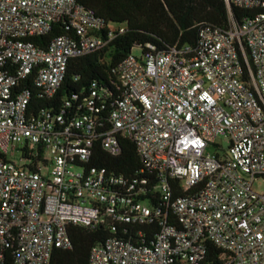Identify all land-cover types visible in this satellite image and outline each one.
Segmentation results:
<instances>
[{
    "label": "built area",
    "instance_id": "built-area-1",
    "mask_svg": "<svg viewBox=\"0 0 264 264\" xmlns=\"http://www.w3.org/2000/svg\"><path fill=\"white\" fill-rule=\"evenodd\" d=\"M225 2L226 27L201 25L193 46L131 52L116 97L94 81L77 108L56 111L35 109L33 91L54 95L69 61L123 26L105 29L78 0H0V263L50 264L53 248L72 247L70 225L107 223L136 237L95 244L88 264H205L209 243L222 264H264V190L253 188L264 180V0ZM232 5L251 15L238 22ZM59 21L71 32L31 39ZM123 138L145 177L91 163L95 143L117 156ZM152 223L147 241L140 225Z\"/></svg>",
    "mask_w": 264,
    "mask_h": 264
},
{
    "label": "trees",
    "instance_id": "trees-1",
    "mask_svg": "<svg viewBox=\"0 0 264 264\" xmlns=\"http://www.w3.org/2000/svg\"><path fill=\"white\" fill-rule=\"evenodd\" d=\"M78 1L104 20L105 29L119 25L123 26V30H115L112 39L102 48L72 58L69 61L65 78L54 95L43 97L39 96V91L34 90L32 106L35 109L52 108L57 111L68 100L72 107L77 108L88 94L91 83L94 81L106 88L109 95L114 98L119 94L117 90L119 63L132 52L135 45L141 47L143 54L167 50L172 46H193L198 40V29L201 25L213 24L226 27L229 23L225 0ZM251 12L250 9L232 5L234 19L238 22L245 16H250ZM105 29L101 31L104 32ZM70 32L67 22L59 21L53 25L47 35L33 36L31 39L43 45L56 35ZM112 102L113 99H110V103ZM121 147L120 154L112 156L101 147L99 142L95 143L91 163L99 167L106 166L110 171L124 175L134 176L136 174L138 178L145 177L146 175L141 172L143 163L134 143L128 138H123ZM151 185L153 182L145 186L147 191L152 190ZM139 186L142 185L139 184ZM141 197L146 199L151 195L145 193ZM140 227L146 229L147 241H152L157 233V225L155 223L142 224ZM69 232L72 247L69 249L53 248L50 264H88L90 250L95 244L102 243L112 235L125 239L136 237L132 227L126 224L114 231L107 223H100L96 227L72 224L69 226ZM221 253L220 248L209 243L205 264H222ZM0 264H13L12 256L7 254L6 259Z\"/></svg>",
    "mask_w": 264,
    "mask_h": 264
},
{
    "label": "rangeland",
    "instance_id": "rangeland-1",
    "mask_svg": "<svg viewBox=\"0 0 264 264\" xmlns=\"http://www.w3.org/2000/svg\"><path fill=\"white\" fill-rule=\"evenodd\" d=\"M132 52L136 55H140L141 54V47H139L138 45H135L133 48H132ZM222 142V144L224 146H227V140L223 137L219 138ZM209 151H214L215 150V147H209L208 148ZM9 158L10 159H13V160H16V161H19L20 160V154L19 152H14V153H9L8 154ZM253 188L257 191H263L264 190V180L263 179H257L254 181L253 183Z\"/></svg>",
    "mask_w": 264,
    "mask_h": 264
}]
</instances>
